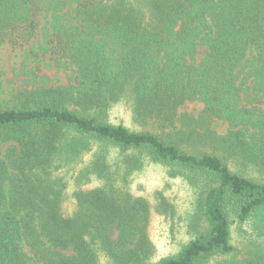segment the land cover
I'll return each mask as SVG.
<instances>
[{"label":"trees","instance_id":"16d2710c","mask_svg":"<svg viewBox=\"0 0 264 264\" xmlns=\"http://www.w3.org/2000/svg\"><path fill=\"white\" fill-rule=\"evenodd\" d=\"M74 1L77 17L100 36H88L84 49L75 53L82 64L79 86L85 93L77 99L82 98L83 107L102 114L99 95L92 91L127 88V94L119 91L111 99L126 96L136 121L153 120L180 140L188 142L197 135L196 127L213 120L226 123L228 131L217 135L207 129L197 135L209 145V152L197 156L152 133L62 108L59 100L72 96L63 88L47 92L48 105L0 108V150L6 147L0 156V264H26L22 243L42 264H96L99 252L111 264H145L149 206L116 187L115 172L104 157H95L81 173V179L98 178L101 187L74 192V214L63 216L65 186L51 174L78 154L76 145L68 150L61 145L67 133L202 178L204 231L174 256L151 264H197L230 255L231 225L264 207V184L231 172L215 153L254 164L264 159V108L242 105L243 100L252 106L264 98V0H152L148 17L118 7L116 0ZM100 7L107 10L102 17L92 11ZM37 10L36 0H0V36L15 30L18 20L35 17ZM145 18L148 26L142 27ZM199 47L204 55L194 65ZM238 67L245 79L251 78V86L238 81ZM194 102L203 104L202 117L194 126L189 118L181 131L174 125L176 112ZM112 229L118 231L115 241L109 238ZM42 240L49 245L44 252Z\"/></svg>","mask_w":264,"mask_h":264},{"label":"rangeland","instance_id":"374dc122","mask_svg":"<svg viewBox=\"0 0 264 264\" xmlns=\"http://www.w3.org/2000/svg\"><path fill=\"white\" fill-rule=\"evenodd\" d=\"M152 0H116L118 7L131 8L139 11L141 17H148L149 2ZM38 10L35 17L29 20H18L20 23L15 30L6 31L0 36V108L19 109L37 108L52 103L47 92L56 88H63L72 94L60 99L62 108L76 111L86 117L97 116L98 120L110 125H122L132 132H149L161 140L172 143L180 151L199 156L209 152V145L200 142L197 135L207 129L217 135L228 131V125L219 121H209L207 127L200 124L196 127L197 135L188 142L180 140L167 127L159 129L157 122L146 120L145 124L136 121L132 112L131 101L119 91L127 94V88L117 89L100 86L92 92H97L101 100L104 113L85 108L82 98L78 101V94L85 93L79 85L82 83L79 69L81 63L76 61L75 53L86 46L84 40L89 37L99 40L100 36L91 34L89 27L77 17V4L74 0H36ZM120 2V3H119ZM103 8V9H102ZM98 17L106 14L105 7L93 8ZM148 18L143 19L142 27L148 26ZM73 27H76L74 31ZM91 46V41L89 42ZM80 47V48H79ZM110 48V47H109ZM204 55V48L199 47V54L193 61L198 65ZM238 67V81L244 80L243 87L251 86V78L245 79ZM244 87V88H245ZM118 90V91H117ZM242 96V94H241ZM105 97V99H103ZM261 103L248 105L246 100L242 105L247 108H264V98ZM246 103V104H244ZM251 104V103H250ZM108 105V106H107ZM107 106V107H106ZM203 104L184 103L176 112L174 125L183 131L184 123L192 118L193 126L202 117ZM183 128V129H182ZM186 131V129H184ZM262 144L264 142H261ZM259 143V144H261ZM61 145L67 150L70 146L78 147V154L71 156L69 165H63L51 175L61 179L65 186L61 211L64 217H71L75 211L76 191H90L100 188L102 182L93 175L81 179V173L89 168L95 157H104L108 165L115 172L116 187L124 189L133 198H141L149 206L148 220L144 230L147 240L145 264L156 263L161 259L174 256L204 231L206 226L200 205L204 198V183L199 175L173 166L152 163L145 155L122 153L116 148L91 140H82L67 133L62 138ZM208 146V148L206 147ZM62 147V148H63ZM6 147L0 150V156ZM64 153H61V156ZM231 172L264 184V159L254 164L234 157L228 158L222 153H215ZM134 167L133 171L127 169ZM80 174V179L78 176ZM233 219V218H232ZM110 240L115 241L118 231L112 229ZM231 244L233 252L227 256H212L199 261L197 264H264V207L255 211L246 221L231 225ZM44 240L41 251L48 249ZM26 255V264H42L34 255V251L26 244H21ZM57 252L70 255V252ZM96 264H111L103 253H98Z\"/></svg>","mask_w":264,"mask_h":264}]
</instances>
